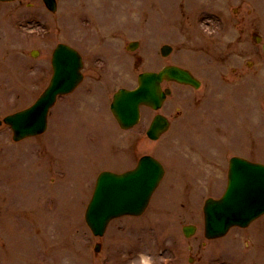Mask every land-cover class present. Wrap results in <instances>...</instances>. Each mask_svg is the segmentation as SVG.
<instances>
[{
    "label": "rangeland",
    "instance_id": "374dc122",
    "mask_svg": "<svg viewBox=\"0 0 264 264\" xmlns=\"http://www.w3.org/2000/svg\"><path fill=\"white\" fill-rule=\"evenodd\" d=\"M183 1L58 0L55 14L42 0L0 3V119L32 104L47 86L51 54L58 43L73 44L86 59L84 83L58 101L45 135L16 143L10 128L0 126V264H264V217L247 229H233L224 242L214 240L211 246L222 245L211 249L203 237L202 212L205 199L221 195L226 187L232 155L264 161L262 51L247 59L233 56L249 82L241 94L252 110L258 109L259 136L247 135L244 145L231 144L237 137L233 132L228 142L221 135L216 143L223 129L211 132L209 142L204 140L207 132L201 121L210 103L203 99V91L216 76L213 64L196 51L199 47L187 49L180 41L175 42L177 54L188 55V50L193 56L188 63L180 62L205 81L204 89L184 104L187 114L174 119L160 140L149 141L145 133L156 112L143 109L141 123L131 132L123 131L110 112L118 88L135 87L138 72L153 69L158 46L153 33L156 40L177 33L166 17L158 21L161 7L173 2L182 10ZM202 1L204 7L206 0ZM250 1L264 11V0ZM196 2L189 0L188 5ZM37 21L43 28L31 34L30 24ZM119 26L122 32L116 29ZM131 40H140L136 52L125 49ZM135 55L145 60L137 63L142 65L137 71ZM237 87L236 80L229 88L220 86V102L237 99L233 90ZM111 136L112 151L119 157L108 147ZM140 154L158 155L167 168L148 210L138 218L115 220L103 239L94 237L84 220L93 176L102 169L119 172L132 165L130 156ZM190 223L199 231L187 239L182 227ZM99 241L103 249L96 253Z\"/></svg>",
    "mask_w": 264,
    "mask_h": 264
},
{
    "label": "water",
    "instance_id": "95a60500",
    "mask_svg": "<svg viewBox=\"0 0 264 264\" xmlns=\"http://www.w3.org/2000/svg\"><path fill=\"white\" fill-rule=\"evenodd\" d=\"M45 1L54 9V0ZM54 66L55 75L52 83L39 101L29 110L6 119L15 129V139L43 132L46 128L48 110L54 104L57 95L70 92L82 78L79 72L82 67L80 57L66 46L60 45L57 48ZM179 73L177 72V77ZM180 77L178 79L190 81L187 75L185 77L180 73ZM153 78H155L153 74L141 76L142 95L138 92L127 95L121 91L116 96L113 109L124 126H131L137 120L139 104L154 105L153 98L156 97V92ZM132 113L136 116L135 120L126 121L127 114L129 116ZM166 125V121L159 119L157 128L161 126L162 131ZM157 128L150 132L151 137L159 136ZM253 167L249 169L234 163L225 197L221 201L207 202L208 237L220 236L232 225L246 226L264 212V167ZM162 175L163 170L159 164L149 158L142 161L134 172L122 176L110 173L101 175L87 214V221L94 233L102 235L110 218L124 214H141ZM186 233L190 235L191 229L187 228Z\"/></svg>",
    "mask_w": 264,
    "mask_h": 264
},
{
    "label": "flooded vegetation",
    "instance_id": "af4514ba",
    "mask_svg": "<svg viewBox=\"0 0 264 264\" xmlns=\"http://www.w3.org/2000/svg\"><path fill=\"white\" fill-rule=\"evenodd\" d=\"M240 13H241V11L238 10L233 15H230V14L226 15V20H227L226 26L231 27L236 22V24H237L236 27L239 29V33H241L244 36H249L250 32L253 31V34H254L255 29H256L255 18H251L247 14L241 15ZM238 15H240V17H238ZM209 17L214 20V25H211V24L207 25V31H208V33H214V37L211 39L210 42L213 44H216V43L220 42L221 39H225L226 34H224L225 31L220 30V24H219L218 16L211 14V15H209ZM223 17H224V15H223ZM213 44L209 45L208 57L206 59L207 60L223 59V57L218 52L213 51L218 46V45H213ZM173 94H174V92H173ZM181 99H182V96L180 95L179 100H181Z\"/></svg>",
    "mask_w": 264,
    "mask_h": 264
}]
</instances>
